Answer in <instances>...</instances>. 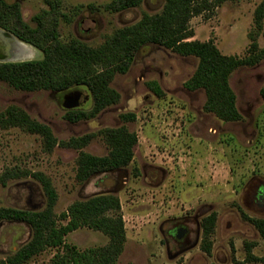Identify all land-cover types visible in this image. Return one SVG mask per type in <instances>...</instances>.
<instances>
[{
  "label": "rangeland",
  "instance_id": "rangeland-1",
  "mask_svg": "<svg viewBox=\"0 0 264 264\" xmlns=\"http://www.w3.org/2000/svg\"><path fill=\"white\" fill-rule=\"evenodd\" d=\"M5 1L18 3L22 19L31 27L35 25L34 16L49 10L46 0ZM57 1L60 39H77L91 47L101 45L143 14L159 13L164 4V0H144L136 8L112 13L104 6L113 0ZM263 1H226L212 14L192 18L191 40L212 41L221 54L237 58L246 56L252 39L263 48L264 18L261 32L257 33L254 24L255 11ZM23 48L21 61L42 58L33 47ZM2 57L0 54L5 60ZM197 63L195 57L146 45L137 52L129 70L111 82L120 95L118 103L78 122L65 117L71 110H90L92 101L86 89L27 92L0 82V112L8 106L21 108L31 119L47 125L59 143L47 152L36 134L19 128L0 130V174L6 170L42 173L57 195L56 216L76 201L100 193L115 195L126 235L117 264H247L245 243L254 244L252 254L262 257L264 243L254 227L242 219L238 208L251 218L264 217V206L256 202V191L264 186V102L259 93L264 85V60L251 67H238L229 78L242 117L238 122H224L205 113L204 91L184 87ZM150 82L158 85L162 97L149 89ZM127 114H133L134 120L123 121L121 116ZM122 126L137 139L131 163L114 176L107 173L78 182L79 153L106 156L109 147L101 132ZM87 135L92 138L82 149L60 145ZM110 180L116 184L109 188L101 183ZM45 203L40 183L30 176L10 180L5 187L0 185V208L39 211ZM198 213L199 218L217 215L211 255L200 250L199 242L184 254L168 256L158 232L162 221ZM30 233L24 223L0 221V260L27 242ZM65 241L84 250L104 246L108 238L80 228ZM56 252L47 249L26 264H50Z\"/></svg>",
  "mask_w": 264,
  "mask_h": 264
},
{
  "label": "trees",
  "instance_id": "trees-1",
  "mask_svg": "<svg viewBox=\"0 0 264 264\" xmlns=\"http://www.w3.org/2000/svg\"><path fill=\"white\" fill-rule=\"evenodd\" d=\"M143 1L113 0L104 9L117 13L136 8ZM226 1L235 0H164L159 13L143 14L135 23L116 30L101 45L91 47L77 39L67 42L60 39L57 0H46L49 10L32 18L34 27L24 22L18 3L0 0V30L42 53L40 60L0 62V82L27 92L61 93L84 88L90 93L92 107L89 111L71 110L67 112L65 119L69 122L88 120L118 103L120 95L111 87L113 78L129 70L142 47L155 45L182 57H195L198 60L197 67L184 87L189 91H204L205 113H211L224 122H238L242 117L237 109L236 96L229 85V78L238 67H251L264 60V47L259 48L252 39L246 56L237 58L221 54L212 41L191 40L194 36L190 27L191 19L212 14ZM263 18L264 1L255 11L257 33L262 31ZM148 87L156 97L163 96L155 82H150ZM259 93L264 102V85ZM134 118L133 114L121 116L123 121H133ZM10 128L38 135L47 152L59 144L47 125L31 119L24 110L16 106H8L0 112V130ZM101 136L109 147V152L103 157L79 153L75 178L80 183L96 175L126 168L133 159V149L137 143L135 133L122 126L104 129ZM91 138L87 135L60 145L82 149ZM134 175H137V171ZM20 176H30L40 183L46 203L39 211L0 208V221L24 223L31 232L28 241L12 255L0 260V264H26L47 249L57 250L50 264H117L124 249L126 235L120 202L115 195L100 193L87 200L76 201L65 212L56 216L54 207L57 195L50 180L42 173L6 170L0 174V185L5 187L8 181ZM238 211L242 219L254 227L264 243V218H251L240 208ZM61 221L66 223L61 224ZM216 221V213H211L200 222V250L207 256L211 255V237ZM80 228L102 233L108 238L107 243L84 250L66 243L65 237ZM253 246L254 244L245 243V263L264 264V256L256 257L252 254Z\"/></svg>",
  "mask_w": 264,
  "mask_h": 264
},
{
  "label": "flooded vegetation",
  "instance_id": "flooded-vegetation-1",
  "mask_svg": "<svg viewBox=\"0 0 264 264\" xmlns=\"http://www.w3.org/2000/svg\"><path fill=\"white\" fill-rule=\"evenodd\" d=\"M118 171L113 172L112 176L118 173ZM103 182L104 181L101 182L102 185ZM256 202L258 206H264V186L256 191ZM202 218H199L198 213L194 215L178 216L162 221V224L158 227V232L168 256H179L198 245L201 241L200 222ZM164 226H167L165 230H163Z\"/></svg>",
  "mask_w": 264,
  "mask_h": 264
},
{
  "label": "crops",
  "instance_id": "crops-1",
  "mask_svg": "<svg viewBox=\"0 0 264 264\" xmlns=\"http://www.w3.org/2000/svg\"><path fill=\"white\" fill-rule=\"evenodd\" d=\"M2 30H0L1 33ZM4 32V31H3ZM3 34H0V54L4 57L5 62H22L20 60V53L25 48H23L26 44L20 42V41H14L9 38H6L2 36ZM22 45V46H21ZM11 46V48H10ZM21 47V48H20Z\"/></svg>",
  "mask_w": 264,
  "mask_h": 264
},
{
  "label": "water",
  "instance_id": "water-1",
  "mask_svg": "<svg viewBox=\"0 0 264 264\" xmlns=\"http://www.w3.org/2000/svg\"><path fill=\"white\" fill-rule=\"evenodd\" d=\"M3 33V36L4 37H6V38H9V39H11V40H14V41H17V39H15L12 35H10L9 33H6V32H2ZM0 62H5L4 60H2V59H0ZM111 183V184H110ZM116 184V182L115 181H112V180H110V182H103V185L105 186V187H111V186H114Z\"/></svg>",
  "mask_w": 264,
  "mask_h": 264
},
{
  "label": "bare ground",
  "instance_id": "bare-ground-1",
  "mask_svg": "<svg viewBox=\"0 0 264 264\" xmlns=\"http://www.w3.org/2000/svg\"><path fill=\"white\" fill-rule=\"evenodd\" d=\"M7 37V36H6Z\"/></svg>",
  "mask_w": 264,
  "mask_h": 264
}]
</instances>
